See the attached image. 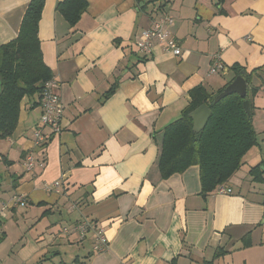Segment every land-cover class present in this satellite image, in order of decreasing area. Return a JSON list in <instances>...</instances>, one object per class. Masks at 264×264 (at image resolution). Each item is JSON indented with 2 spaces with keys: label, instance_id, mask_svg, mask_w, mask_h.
<instances>
[{
  "label": "crops",
  "instance_id": "1",
  "mask_svg": "<svg viewBox=\"0 0 264 264\" xmlns=\"http://www.w3.org/2000/svg\"><path fill=\"white\" fill-rule=\"evenodd\" d=\"M44 1L38 39L64 104L63 130L33 147L44 166L26 172L41 109L39 97H25L16 129L0 139V206L16 194L25 200L0 218V264H264L263 186L248 175L264 162V0H86L73 30L55 11L63 0ZM29 2L0 0V46L16 38ZM164 15L181 56L161 46L137 53V36ZM215 55L225 70L210 74ZM233 65L253 72L248 87H258L250 97L257 144L227 194H202L197 166L162 179L164 128L191 89H224ZM84 220L104 230V252H93L92 231L63 232Z\"/></svg>",
  "mask_w": 264,
  "mask_h": 264
},
{
  "label": "trees",
  "instance_id": "2",
  "mask_svg": "<svg viewBox=\"0 0 264 264\" xmlns=\"http://www.w3.org/2000/svg\"><path fill=\"white\" fill-rule=\"evenodd\" d=\"M215 2L216 6H222L225 0ZM44 3V0H30L16 38L0 46V139L9 138L16 129L22 100L37 96L40 105L43 85L53 78L51 70L42 60L38 39ZM87 7L86 0H63L56 4L55 11L73 30ZM230 69L234 75L232 80L238 76L245 80V99L232 94L214 103V98L223 89L216 93L209 92L203 86L191 89L188 93L189 103L179 118L163 130L157 161L162 179L182 174L188 168L197 166L201 193L209 194L219 186L225 188L243 165L245 155L256 146L250 97L257 92L258 87H248L253 72L247 74L239 65H233ZM116 87L117 83L103 98L107 99ZM244 100L249 102L250 115L244 111ZM201 105H206L210 110V117L204 129L195 133L189 114ZM261 166L264 167V162L252 167L248 175L252 182L263 186L261 204L264 208V170H261Z\"/></svg>",
  "mask_w": 264,
  "mask_h": 264
},
{
  "label": "built area",
  "instance_id": "3",
  "mask_svg": "<svg viewBox=\"0 0 264 264\" xmlns=\"http://www.w3.org/2000/svg\"><path fill=\"white\" fill-rule=\"evenodd\" d=\"M172 23L173 20L166 15L152 21L151 25L142 30L137 36L134 43L136 52L144 56H149L156 46H161L165 53H169L174 57H180L181 48L179 43L173 38L169 31V27ZM219 58V55H215L214 62L209 70L210 74L224 72L225 67L221 64ZM40 109L41 115L39 121L32 129V148L26 151L23 160V167L26 172H32L35 168H42L44 166V162L37 159L36 154L33 152V147H42L48 141L49 136L59 135L63 130L64 104L58 93L57 83L53 78L43 85L40 93ZM45 130L49 131V135L45 133ZM63 181L62 178L59 182L45 185L44 189L45 191H51L52 189L57 191V188ZM215 191L218 194H227L228 192L226 188L221 186ZM24 205L25 200L23 196L17 194L13 195L8 202L1 204L0 218H5L8 208ZM69 229L77 232L80 239H83L89 231H92L94 233V253H102L108 248V240L104 234V230L101 227L94 226L91 221H80L72 227L64 228L63 232L68 233Z\"/></svg>",
  "mask_w": 264,
  "mask_h": 264
},
{
  "label": "water",
  "instance_id": "4",
  "mask_svg": "<svg viewBox=\"0 0 264 264\" xmlns=\"http://www.w3.org/2000/svg\"><path fill=\"white\" fill-rule=\"evenodd\" d=\"M232 94H238L242 99H245L247 94V84L242 77H235L227 86H225L223 91L214 98L213 102L216 103L221 99ZM243 108L245 113L247 115H250V107L249 102L247 100H244ZM189 117L192 121L193 132L199 133L204 129L206 122L210 117V110L206 107V105H201L194 109L189 114ZM261 169L263 170L264 168L261 167ZM262 223L264 224V222Z\"/></svg>",
  "mask_w": 264,
  "mask_h": 264
}]
</instances>
